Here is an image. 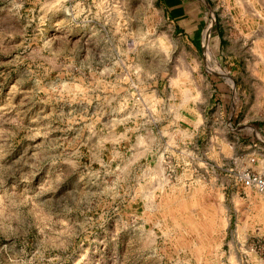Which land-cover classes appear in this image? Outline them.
Masks as SVG:
<instances>
[{
  "label": "rangeland",
  "instance_id": "rangeland-1",
  "mask_svg": "<svg viewBox=\"0 0 264 264\" xmlns=\"http://www.w3.org/2000/svg\"><path fill=\"white\" fill-rule=\"evenodd\" d=\"M263 141L264 0H0V264H264Z\"/></svg>",
  "mask_w": 264,
  "mask_h": 264
},
{
  "label": "built area",
  "instance_id": "built-area-1",
  "mask_svg": "<svg viewBox=\"0 0 264 264\" xmlns=\"http://www.w3.org/2000/svg\"><path fill=\"white\" fill-rule=\"evenodd\" d=\"M238 180H240L244 186L248 188H255L264 194V173L245 170L238 174Z\"/></svg>",
  "mask_w": 264,
  "mask_h": 264
},
{
  "label": "crops",
  "instance_id": "crops-1",
  "mask_svg": "<svg viewBox=\"0 0 264 264\" xmlns=\"http://www.w3.org/2000/svg\"><path fill=\"white\" fill-rule=\"evenodd\" d=\"M263 142H264V141H263ZM82 264H90V263L87 261L86 263L84 262V263H82Z\"/></svg>",
  "mask_w": 264,
  "mask_h": 264
},
{
  "label": "bare ground",
  "instance_id": "bare-ground-1",
  "mask_svg": "<svg viewBox=\"0 0 264 264\" xmlns=\"http://www.w3.org/2000/svg\"><path fill=\"white\" fill-rule=\"evenodd\" d=\"M211 29V28H210ZM209 31V30H208Z\"/></svg>",
  "mask_w": 264,
  "mask_h": 264
}]
</instances>
